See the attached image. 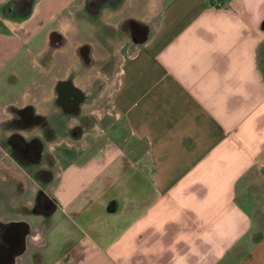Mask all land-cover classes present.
I'll return each instance as SVG.
<instances>
[{
	"label": "crops",
	"instance_id": "crops-1",
	"mask_svg": "<svg viewBox=\"0 0 264 264\" xmlns=\"http://www.w3.org/2000/svg\"><path fill=\"white\" fill-rule=\"evenodd\" d=\"M84 1L41 0L35 19L36 5L28 20L18 22L8 16L17 0H0V83L19 82L14 101L50 98L69 66L79 64L77 48L97 45L100 29L80 18ZM210 1L125 0L120 11L101 19L115 28L130 19L146 29L141 42L124 43L123 52L119 47L113 69L93 75L108 84L93 113L99 121L110 114L123 123L129 150L133 140L144 147V179L129 210L126 202L93 199L101 216L116 214L107 231L117 234L91 230L96 218L86 223L88 234L72 219L81 235L52 264H216L227 257L230 264H264V231L254 221L247 190L264 188V0H222L223 9ZM35 21L49 25L43 45L33 44ZM54 30L66 46L47 69L40 57ZM115 137L92 140L91 162L79 167L92 171L91 185L111 175L109 168L125 155ZM85 188L72 197L67 188H49L58 201L50 229L63 202L77 206L76 212L87 208ZM126 210L137 217L125 219ZM40 238L50 246L48 233Z\"/></svg>",
	"mask_w": 264,
	"mask_h": 264
},
{
	"label": "flooded vegetation",
	"instance_id": "flooded-vegetation-1",
	"mask_svg": "<svg viewBox=\"0 0 264 264\" xmlns=\"http://www.w3.org/2000/svg\"><path fill=\"white\" fill-rule=\"evenodd\" d=\"M124 4L125 0H85L81 12L87 14L86 18L91 17L88 20L91 19L101 31L99 38L95 36L97 45L84 43L77 48L79 64L69 66L66 78L56 82L50 98L41 103L21 104L11 96V101L0 112V146L39 185L33 207L24 206L28 214L41 216L47 221L55 212L58 201L50 194L49 188L62 171L61 159H81L98 135L103 141L115 135L122 136L117 131L121 121L114 122L110 114L99 121L93 113L94 103L108 85L107 81L93 75L99 69L107 72L106 69L115 66V58L120 59L118 54L115 55L116 48L119 50L124 43L134 44L145 38L146 29L138 21L124 19L117 28L102 22L105 13L120 11ZM12 10L18 18L24 14L20 9ZM64 46L66 41L61 33L52 31L47 50L40 57L41 63L50 69L56 60V52ZM98 47L103 50L102 59L95 57ZM0 220V264H18L27 257L29 245H34L41 237V231L29 229V222L25 219L5 221L0 217ZM12 222L22 223L5 225ZM18 253L22 255L13 260V255Z\"/></svg>",
	"mask_w": 264,
	"mask_h": 264
},
{
	"label": "rangeland",
	"instance_id": "rangeland-1",
	"mask_svg": "<svg viewBox=\"0 0 264 264\" xmlns=\"http://www.w3.org/2000/svg\"><path fill=\"white\" fill-rule=\"evenodd\" d=\"M40 2L41 0L36 1V10L33 15L34 19L40 12V9L38 8ZM55 7H57V5ZM56 9L57 8H55V10ZM80 14L81 19L88 20L91 18H86L85 16L87 14L85 13L83 14L80 12ZM48 28L49 25L40 26L36 21L31 23L34 45H43V36L47 32ZM83 29L85 32L88 31V25L84 24ZM99 35L100 34L98 33V38L100 37ZM97 49L98 55H104L103 50L99 47ZM117 54L118 48L115 49V55ZM115 59L117 62L118 58ZM113 68L114 66L111 69ZM111 69L108 68L106 71H110ZM1 86H3V90H0V112L3 111L2 107L11 101V96L16 97V95H19L21 90L19 82L13 85L7 81H3V83H0V87ZM8 92H12V95H10V93L8 94ZM117 131L122 136L120 138L115 137V140H113L114 143H118L121 151L125 152V155H122L119 160H116L109 168L106 174L111 175L104 176L103 178L101 177L100 180L95 182L93 185L89 183L90 180L93 179L92 171H85L83 168L79 167L89 166L94 149L88 150L87 154L78 160H60L59 166L62 168V171L58 172V174L63 172V175L60 180L52 183L51 188H67V190L70 191L69 197L74 196L84 187L88 188V190L84 192L83 196H81V198H85L86 201H84V204L87 208L83 210L81 209L82 211L80 212H76L77 206H68L65 202H63L54 216L55 228L52 229H50V220L46 221L41 216L28 214V210L24 207H33L34 198L39 188L37 181L28 172L19 168L7 151L0 146V217L5 221L12 219L19 221L25 219L33 228L41 231V237L44 236L46 232L48 233L50 239L49 247H43V242L40 243L42 238H39L40 240L38 239V241L36 240V244L34 243V245H29L27 257L20 260L18 264H52L58 259V257L67 253V247L70 245L71 241L79 238L81 235L80 229L71 223L70 220L72 219L76 220L83 229H86L85 232L88 234H91V232L87 229L88 225L86 223L89 222L91 218H96L97 221L96 225L93 226L91 230L95 228L98 232L106 235H109L107 232L110 234L111 232H114V228L113 230L108 229L107 231V224L111 220V216H116V214H104V216H101L99 208H97L98 206L96 203L93 204L94 198L99 196L101 199L105 200V204L108 202L110 203L112 200L119 202L120 205L126 202V204H128V210L130 208L129 206H131L130 202H136L138 200L139 180L144 179L139 162L140 157L144 152V147L141 146L139 142L133 140L129 150V145L126 141L127 133L122 122L118 123ZM101 146L107 148L108 144H102ZM61 150L63 149L58 148L59 152H63ZM128 152L130 153L128 154ZM94 168L95 167L92 169ZM261 179L262 177H260V184L263 182V179ZM141 186V188H146V184L144 182H142ZM91 188L100 189L98 192H94ZM247 190L252 196L249 198V201L252 203L254 221L257 226L264 231V188H261V186L260 188H256V186H254L253 188ZM50 194L54 195L53 191ZM235 203L238 204V198L235 199ZM86 209L88 211H86ZM124 215L125 219L134 217V215L137 217V213H130V211L127 210ZM117 232L118 230L114 233L117 234ZM92 234L95 235V233ZM247 243L251 244V242H242L243 245ZM43 255H45V262L47 263H44ZM230 263H233L232 257L224 258L222 262H217L216 264Z\"/></svg>",
	"mask_w": 264,
	"mask_h": 264
},
{
	"label": "trees",
	"instance_id": "trees-1",
	"mask_svg": "<svg viewBox=\"0 0 264 264\" xmlns=\"http://www.w3.org/2000/svg\"><path fill=\"white\" fill-rule=\"evenodd\" d=\"M36 1L37 0H17V2H14L10 5V12L8 16L12 20H15L18 22L28 20L33 14ZM12 8L20 9L21 11L24 12V14L18 18V16L15 15L14 10H12Z\"/></svg>",
	"mask_w": 264,
	"mask_h": 264
},
{
	"label": "built area",
	"instance_id": "built-area-1",
	"mask_svg": "<svg viewBox=\"0 0 264 264\" xmlns=\"http://www.w3.org/2000/svg\"><path fill=\"white\" fill-rule=\"evenodd\" d=\"M210 6L214 9H223L226 5L222 0H211Z\"/></svg>",
	"mask_w": 264,
	"mask_h": 264
},
{
	"label": "water",
	"instance_id": "water-1",
	"mask_svg": "<svg viewBox=\"0 0 264 264\" xmlns=\"http://www.w3.org/2000/svg\"><path fill=\"white\" fill-rule=\"evenodd\" d=\"M2 220H0V222H1ZM20 223H22V222H12V223H5V225H7V226H13V225H17V224H20ZM28 225H29V229H32V226L28 223ZM20 255H22V253H18V254H14L13 255V260H16Z\"/></svg>",
	"mask_w": 264,
	"mask_h": 264
}]
</instances>
